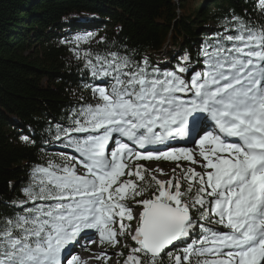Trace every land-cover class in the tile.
Instances as JSON below:
<instances>
[{
	"label": "snow or ice",
	"instance_id": "obj_1",
	"mask_svg": "<svg viewBox=\"0 0 264 264\" xmlns=\"http://www.w3.org/2000/svg\"><path fill=\"white\" fill-rule=\"evenodd\" d=\"M253 12L171 69L135 50L77 53L94 99L55 139L78 156L32 168L18 202L31 206L0 217V264H86L72 249L97 234L130 237L123 264H264V0ZM161 160L176 163L167 180L139 163Z\"/></svg>",
	"mask_w": 264,
	"mask_h": 264
},
{
	"label": "trees",
	"instance_id": "obj_2",
	"mask_svg": "<svg viewBox=\"0 0 264 264\" xmlns=\"http://www.w3.org/2000/svg\"><path fill=\"white\" fill-rule=\"evenodd\" d=\"M254 6L255 0H0V217L31 206L18 202L32 168L59 162L51 150L67 144L55 139V127H67L73 109L94 99L77 53L135 50L138 60L147 56L171 69L186 51L196 58L202 42L223 31L225 17L255 16ZM88 33V43H74ZM29 134L35 145L21 141ZM120 250L117 264L126 257Z\"/></svg>",
	"mask_w": 264,
	"mask_h": 264
},
{
	"label": "rangeland",
	"instance_id": "obj_3",
	"mask_svg": "<svg viewBox=\"0 0 264 264\" xmlns=\"http://www.w3.org/2000/svg\"><path fill=\"white\" fill-rule=\"evenodd\" d=\"M52 154L55 155L56 157H58L57 159L61 160L63 159L64 156H78V154H76L74 152L73 149L67 147L66 149L60 147V148H56L54 147L53 150H51ZM161 162V164H159ZM156 161V162H150V161H140L139 163L143 164L147 169H149V171H152L154 174L157 175V177L159 179L162 180H167L171 177L172 175V169L176 168V163L175 162H170V161ZM189 162H183V164L185 166L188 165ZM196 167L197 171H200L201 169L199 168V166H194ZM163 169V175L160 174L159 172H156V169ZM177 172H179V169H177ZM139 211L138 208H136L134 206V212ZM133 223V227L135 226V221L132 222ZM98 236V235H97ZM96 236V237H97ZM121 242L119 244H117L114 248L111 247L110 245H108L107 243L101 245L99 242V239L96 238V241L93 243V245L87 250V252L80 254L79 256L83 259V261H88L89 259H91L92 257H94L95 259V264H117L118 261H120L121 257L120 255H118V253H121L122 250H120V247H123L124 243H128L129 247H134L135 244L134 242H132L130 240V237H123L120 238ZM126 255L128 252L127 248H124ZM101 252H106L107 256L110 257L106 262L104 259H96V257L98 255H100ZM91 256V257H90ZM90 263V262H89Z\"/></svg>",
	"mask_w": 264,
	"mask_h": 264
},
{
	"label": "bare ground",
	"instance_id": "obj_4",
	"mask_svg": "<svg viewBox=\"0 0 264 264\" xmlns=\"http://www.w3.org/2000/svg\"><path fill=\"white\" fill-rule=\"evenodd\" d=\"M163 175V174H162ZM91 257V256H90ZM90 262V263H89ZM86 264H95V259L94 257H92L91 259H89Z\"/></svg>",
	"mask_w": 264,
	"mask_h": 264
}]
</instances>
